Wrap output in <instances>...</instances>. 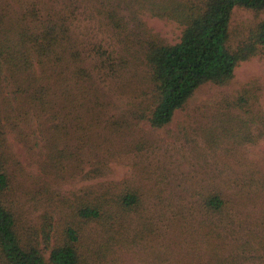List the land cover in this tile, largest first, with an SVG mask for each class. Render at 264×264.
Instances as JSON below:
<instances>
[{
    "label": "rangeland",
    "instance_id": "obj_1",
    "mask_svg": "<svg viewBox=\"0 0 264 264\" xmlns=\"http://www.w3.org/2000/svg\"><path fill=\"white\" fill-rule=\"evenodd\" d=\"M162 1L0 0L2 44L25 28L37 31L38 25L47 24V17H61L90 48L115 53L126 48L138 50L127 81L113 82L116 107L107 114L118 120L113 125L119 129L116 133L126 135L128 143L123 145L128 147L122 150L113 140L116 156H109L105 147H96L94 154L108 159L106 165L99 166L102 173L98 176L86 174L89 165L82 173L47 176V137L44 140L38 121L30 114L28 125L23 123L18 102L11 97L15 86L4 88L0 94L2 157L11 172L7 195L15 202L22 239L37 244L45 258L47 236L51 246L65 238L69 226L80 231L84 254L92 242L96 245L100 240L101 226L79 220L76 206L101 193L115 198L136 191L142 196V204L124 216L129 222L124 234L129 244L124 261L114 255L92 256L96 260L92 264H152L156 255L185 258L190 247L206 254L207 242L211 241L226 255L237 257L239 264H264V129L250 142L242 141V136L235 138L240 129L236 113L217 119L220 134L217 127L214 129L219 108L250 83L256 84L257 106L264 121V48L257 56L240 62L228 84L201 85L166 126L153 127L146 120L134 122L127 113L129 104L147 100L143 94L148 82L142 51L158 43H175L181 36L182 25L158 11ZM262 19L264 13L234 9L231 45ZM2 85L7 86L5 82ZM3 95L10 98L9 105ZM248 122L252 135L257 134L258 123ZM42 126L47 124L42 122ZM211 194H219L223 203L215 214L202 200ZM165 203L178 211L181 231L175 226L164 234L159 210ZM146 220L152 222V228L140 231ZM212 230L217 231L215 240L209 235Z\"/></svg>",
    "mask_w": 264,
    "mask_h": 264
},
{
    "label": "trees",
    "instance_id": "obj_2",
    "mask_svg": "<svg viewBox=\"0 0 264 264\" xmlns=\"http://www.w3.org/2000/svg\"><path fill=\"white\" fill-rule=\"evenodd\" d=\"M162 2L158 11L182 25L181 36L175 43H158L142 51L146 67L144 78L148 82L143 94L147 100L132 101L127 112L134 122L146 120L153 127L166 126L174 112L184 109L201 85L228 84L235 67L257 56L264 48V19L249 26L235 46L230 42L234 9L264 13V0ZM63 20L47 17V24L38 25L37 31L25 28L6 39L4 44L0 41V94L4 88L15 86L11 97L18 102L17 110L19 116H23V123L28 125L30 114L38 121L44 140L47 137V163L44 165L47 176L82 173L85 165H89L86 174L98 176L102 173L99 166L106 165L108 159L95 155L96 147L108 149L109 156L118 154L113 140L119 142L122 150L128 147L123 145L128 143L126 135L116 133L119 129L113 125L118 120L107 114L116 107L113 82L117 79L127 81L126 75L132 73L129 67L138 50L126 48L119 53L95 50ZM3 82L7 86H3ZM3 97L9 105L10 98ZM257 100L256 84L244 85L235 97L225 101V107L219 108L214 129L219 125L218 118L223 120L224 116L236 113L238 127L243 133L238 128L235 138L242 136V141L249 142L258 138L264 121ZM249 120L259 125L255 127L257 134L254 136L249 130ZM42 122L47 126L43 128ZM216 133H221L220 128H216ZM24 134L22 131V137ZM2 149L0 126V264H92L96 261L92 256L112 255L124 261L129 248L124 235L129 222L124 216L126 211L142 204L138 192L126 191L115 198L101 193L76 206L74 212L79 220L101 226L100 240L96 245L92 242L84 254L79 243L80 231L69 226L64 232L65 238L51 246L47 236L48 256L45 258L37 244L24 241L18 232L16 205L7 195L11 189V172L2 157ZM202 200L212 214L223 204L219 194L205 195ZM171 206L165 203L159 210L164 234L172 230L171 227L176 226L178 231L183 227L178 211ZM153 221L156 218L153 217ZM152 225L146 220L139 230L150 229ZM216 233L212 230L209 235L215 240ZM204 251L207 253L190 247L185 252L186 257L179 259L156 255L152 264H239L237 257L226 255L214 241L207 242ZM188 256L197 258L187 259Z\"/></svg>",
    "mask_w": 264,
    "mask_h": 264
}]
</instances>
